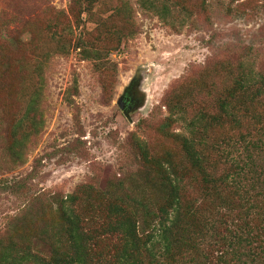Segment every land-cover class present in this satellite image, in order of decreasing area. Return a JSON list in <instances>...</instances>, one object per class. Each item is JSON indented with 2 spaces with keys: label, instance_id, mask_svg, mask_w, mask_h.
Wrapping results in <instances>:
<instances>
[{
  "label": "trees",
  "instance_id": "obj_1",
  "mask_svg": "<svg viewBox=\"0 0 264 264\" xmlns=\"http://www.w3.org/2000/svg\"><path fill=\"white\" fill-rule=\"evenodd\" d=\"M98 1L73 0L77 27ZM137 3L160 19L192 24L208 20L213 3L226 5L228 14L234 3L239 13L244 4L264 7V0ZM131 12L129 1L120 0L78 38L66 16L47 9L31 22L14 21L10 31L4 25L0 90L21 111L3 122L0 166L24 163L27 144L43 126L50 59L68 54L72 44L97 61L119 50L138 30ZM245 50L219 55L171 85L161 101L168 116L153 126L145 121L152 126L145 138L129 136L125 161L104 182L94 177L71 194L37 195L28 181L34 169L0 180V190L25 203L0 235V264H264V62ZM96 68L108 92L111 68Z\"/></svg>",
  "mask_w": 264,
  "mask_h": 264
},
{
  "label": "rangeland",
  "instance_id": "obj_2",
  "mask_svg": "<svg viewBox=\"0 0 264 264\" xmlns=\"http://www.w3.org/2000/svg\"><path fill=\"white\" fill-rule=\"evenodd\" d=\"M128 1L138 30L122 42L119 50L97 61L85 58L83 49L72 44L68 54L50 59L44 76L43 126L27 144L24 163L14 167L2 163L7 167L0 166V180L13 182L34 169V176L28 181L37 195L55 189L71 194L79 184L94 177L104 182L125 161L128 149L124 145L129 136L135 133L145 138L160 118L168 116L161 101L175 82L219 55H235L234 51L242 48L249 55L258 56L257 63L264 62L262 3L253 6L256 10L244 4L240 7L244 13H239L234 3L229 14L226 5L220 8L213 3L209 19L198 17L192 24L174 18L160 19L141 8L137 0ZM223 1L228 4V0ZM119 3L120 0H99L90 15H81L77 27L73 0H0V41L4 33L9 34L19 23L31 22L44 9L51 16L60 12L77 38L85 36L96 27L94 17L108 18ZM14 21H18L17 26L11 24ZM4 25H8V31ZM47 47L53 50L54 44L49 41ZM99 63L111 68L108 92L104 91L105 79L96 68ZM75 85L77 94L73 92ZM129 89L135 95V104L121 109L119 103ZM2 90L0 148L7 133L3 122L21 111ZM145 121L152 123L151 128L146 127ZM179 128L177 131L183 132ZM24 204L21 198L0 190V235L10 217Z\"/></svg>",
  "mask_w": 264,
  "mask_h": 264
},
{
  "label": "flooded vegetation",
  "instance_id": "obj_3",
  "mask_svg": "<svg viewBox=\"0 0 264 264\" xmlns=\"http://www.w3.org/2000/svg\"><path fill=\"white\" fill-rule=\"evenodd\" d=\"M135 95L132 93V90L129 89L125 92L124 96L122 97V108H131L135 104Z\"/></svg>",
  "mask_w": 264,
  "mask_h": 264
},
{
  "label": "water",
  "instance_id": "obj_4",
  "mask_svg": "<svg viewBox=\"0 0 264 264\" xmlns=\"http://www.w3.org/2000/svg\"><path fill=\"white\" fill-rule=\"evenodd\" d=\"M119 105H120V107H121V109H122L121 103H119Z\"/></svg>",
  "mask_w": 264,
  "mask_h": 264
}]
</instances>
